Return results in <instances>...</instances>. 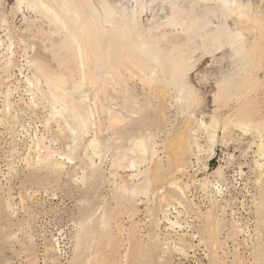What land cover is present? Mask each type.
Segmentation results:
<instances>
[{"label": "rangeland", "instance_id": "obj_1", "mask_svg": "<svg viewBox=\"0 0 264 264\" xmlns=\"http://www.w3.org/2000/svg\"><path fill=\"white\" fill-rule=\"evenodd\" d=\"M172 1L179 4L180 0ZM183 1L184 0L180 1V5L183 6L184 3L186 7L188 2L185 3V1ZM55 2L57 3L56 0H53V2L49 3L54 4ZM105 2L103 0V3H105V5L107 4L106 6L109 5L110 8L113 7L115 10L118 9L115 6L117 4L115 3L116 0H105ZM195 3L201 4V6L199 5L198 8L195 7L196 10L200 9L196 11L194 15L200 17L205 15L204 12H210V14H206L208 18H206V15L203 18L211 21V23L221 25V21H223L224 24L230 22V18L227 19L228 17L223 15V11L219 10L212 2L211 4L213 6L210 2L206 5L201 2ZM195 3L191 5H194ZM32 5V3L17 4V0H0V43L3 41V43H1L2 45L0 44V55L3 52L5 53L3 50H5L4 48L6 46L8 47L11 44H9V42H12L13 45L9 52H13L12 54L14 55H12V65H14L9 68L6 74L3 73V69H1V66H4V62L1 60L2 56L0 57V264H30L31 262L32 264H264V173L261 171L264 168L260 169L256 166V164L254 165V160L257 158L254 156V151L256 149L253 145V142L259 140L258 135L253 129L252 131L243 132L240 128H237L236 126L233 127V125L229 127L230 129H228L225 134L222 133L219 128L217 130L219 142L216 146V154L207 162L208 169L206 171L202 169V165L204 164L203 161L206 160V157L205 155L201 156L198 154L201 159L198 162L195 154L196 150L198 152L199 148H197L194 141L195 139L197 141L196 144L198 143L200 148L205 149L207 136L204 134L205 132L203 129H201L203 132L199 130L200 128L197 125H199L200 121L208 122L212 115H214L216 119H219L220 127H222L221 124H223L222 122H224L225 116L230 113H236L237 111L246 112L248 110L249 112H252V119L264 120V58L262 57L261 59V65H257L260 69H258L256 73L254 72V74L258 76L256 77L259 81H262L259 83L261 85H258L257 90L254 91L255 93L253 92L248 96L244 94L245 86L242 82L246 79V77H248L246 76L247 72H249L247 73L249 77L252 75L253 67L250 66L253 65L251 63H243V60H246L243 58L241 61L231 63V65L230 63L228 65V61L224 60L220 63L214 64V66L211 65V67L210 63L212 64V61L210 58L201 60L200 56L203 55L201 51H196L194 55L190 54L189 57L185 56L198 62L195 67L196 69H192L189 76H187V79L185 78L187 81H183L191 87L190 89L194 90L193 92L190 91V94H192V100L190 98V101H185L183 100L184 98L180 99L182 96L179 93L180 87L177 86V88L175 86L179 85L177 83H180V80L182 81V79H178V81L175 80L177 79L175 78L176 76L179 78L181 77V74L183 73L182 67L179 68L176 65V68H179L181 71H179V69H175V65L172 67L177 72H181V74H177L172 70V68H168L165 65L164 67L170 69L169 71L172 70L171 72H168V74H173L169 75L170 77L167 76L168 78L165 77V81H163L164 78L163 80H160V78H162L160 74L165 72L164 70L166 69L161 71V69L155 68L158 72L161 71L160 74H158L160 75L158 76L160 82H151L150 84V82H146V80L144 81L145 76H142V73L138 70V75L136 74L135 77L137 68L133 67L135 70L133 68L132 70L130 68L131 65H128L130 67L126 65L127 71L124 69L125 66L123 67V65H121V62L125 61L123 54H119L122 58L119 56L113 57L112 55L111 57L113 58L111 59L113 60L108 58V64H118V69L121 70V73L119 71L120 78L118 77L119 79H116V86L113 85L114 87H112L111 85L113 83L109 85L110 81L107 83L108 85L105 86L108 81L106 77L102 75L101 77H105L102 78V80L101 77H99L97 81L100 79V81L105 82L102 84V82L98 81L96 84V81H94L96 79L91 78L90 73L92 74V72L89 69L91 67L92 70L94 69L95 66L92 64H95L96 61L94 62L93 60L92 62V59L89 61V58H93L91 54H89L92 51L89 52V50L93 49L91 47H93L92 45L94 42H92L91 47H89L88 42L94 41L93 38L95 37L92 36V33L94 32V34L97 35L98 33L96 32L99 31H94L95 28L92 27L94 25L93 21V24L91 23L92 26H88L90 24H85L86 22H83L82 20L83 23H81V26H88V28L84 27L86 29H89V27L93 28V31L89 29L90 35L93 38L89 39L90 36L84 34L86 33V30H82L83 36L81 35V37L83 38H81V40L87 35L85 37L87 39L81 41L82 46L84 45L83 47L88 45L87 49L83 48L85 54H87L85 55L87 56L86 59L89 55L91 56L86 60V62L89 61L88 64L86 63V67L91 65L87 68L89 71L86 73L91 80L88 79L89 81H86L89 85H80L81 73H77L78 70H80V67L78 62H76L77 59L74 60L76 57L72 55L74 54L73 50L75 51V47H73L74 44H69L72 46L70 47L67 42L65 43L67 47L69 46V50L66 49L67 47H61L62 44H64L63 40L65 38L61 33H59V27L50 23V21H48V23L47 20L50 19L48 17L49 15L45 12L43 13V11L40 10L41 8L38 6L37 9L40 8L39 11L41 14L36 13L37 9L32 8ZM59 6L60 5L57 7ZM78 6L80 5H76V8H78ZM214 6H216L217 11L216 9H213L215 15H212V8H214ZM209 7L210 9L207 10ZM80 9L81 6L77 9V11H83L85 14H82L83 12H78L81 13L82 17L89 18L90 21L89 19L87 21L90 23L91 18L90 16H87L89 15L88 12L84 8H82L84 10ZM220 14L224 18L221 17ZM149 15L150 14L148 12L140 17L144 24L146 23V17L150 18ZM213 17L218 20H214ZM1 19L6 21V24H4ZM47 24H50V26H47ZM51 24L55 27H52ZM239 25L240 24H238V27ZM241 27L242 26L240 25L239 29ZM53 28L56 33L61 35H52V33H55ZM165 31L169 32L172 36H174L173 34L176 32L177 35L175 34V37L177 36V38L175 39L180 40L174 41V37H171L170 43L168 44V47L166 46L167 48L164 51V53L166 52L165 56L168 54L175 56L176 54L172 52H177L174 49V43L178 44H176L177 47L175 48H179L178 46H180L179 43L181 42L182 45H184V43L187 44L184 40L187 41L188 39L186 40L184 38H186V36L188 37V35L183 37L181 32V34L177 31L170 32L171 30L168 29ZM161 32L163 33V31ZM159 34L160 32L158 35ZM7 36H9V39L11 37L9 41L7 40ZM100 40L99 43L101 42ZM69 43L72 42L70 41ZM172 44L173 50L169 46ZM114 50L116 49L112 48V52ZM169 51L172 53H169ZM68 52L73 53L69 54ZM107 55H109V51L107 52ZM26 56L27 58L29 56L31 57L27 59ZM32 57H34L36 61L33 60ZM167 58L170 59V61H177L173 59L171 60L172 57L169 55ZM26 59L27 62L25 61ZM30 61L35 63L37 62L38 64L41 62L42 64L39 65L40 68L43 70V68L46 67L45 71L46 69L48 70V72L43 70L44 73L48 74L50 70V74L55 72L54 75L63 74L65 76V79L68 82L65 80L67 83H64V87L67 92L71 91V93L68 92L70 93L68 97L71 98L69 101L78 102L80 101V98L83 99L85 97L82 102L83 104H86L84 107L89 109L92 106L91 109H95L94 111L105 106L104 109L102 108L100 110L101 112L98 113V115L97 111L94 112L89 109V111L91 110L96 114H93L95 117L93 119L91 118V121H93V123L95 122V125L98 123L96 125L97 129H95L96 126H91V132L86 134L83 141H81L82 143H80L77 153H74L75 158H72L74 159L72 160L73 164L67 163L68 160H63V162L66 161L65 170L58 174L52 173L54 177L50 175L51 172H48L43 164H39L36 161L37 156L33 153L34 151H30V153L28 152L29 147L30 145H33V142H35L34 140L36 139V136H43L46 138L44 140L45 144L49 145L51 149L55 151L62 150L63 152L61 151V153H65L67 152L65 151L66 145L67 143H70V132L66 130V125H64L61 118H55V120L52 119L54 121L51 120V107L49 106L51 103V97H48L47 99L44 98L50 95H48L49 93L47 94L48 90L46 89V86L43 85L45 84L43 81L45 79L43 75V79L41 78L42 72H40V74H38L39 76H37V78L39 77L42 79H40L42 87H37L38 89L36 87L28 88L26 82H24L26 78L30 77L29 79H33L32 77H36L37 75L33 74L35 73V69L33 68L34 66L30 65ZM167 61H164L163 64H168L166 63ZM29 62L30 64H28ZM177 62V64H179V60ZM169 63L173 65L171 62ZM221 64L224 67L222 66V68L218 69L217 66H221ZM110 65H106V67ZM244 65L248 67L244 69ZM127 67L129 70L131 69L130 72L135 71V73H129ZM167 71L168 70H166V72ZM243 71L244 73H241ZM56 72H59L60 74ZM77 74L80 76L78 77ZM121 74H123V76ZM226 74L228 76L227 80L230 79V81H228L231 85H233V87L237 86L239 88L243 86V88H232L230 84L225 86L223 88L224 90H227L228 87H230L228 89L229 94L226 93V90V92L222 90L223 94L221 93V96L225 97L219 101V95L217 97L218 99H215L216 93L219 91L217 89V81L221 76ZM9 75H12V77H9ZM121 76L124 77L123 80ZM171 78H175L173 79L176 81L175 85L168 81V79L171 81ZM116 80H113L112 82H116ZM118 80L121 81L118 82ZM141 80L148 83L149 86L145 83L141 84ZM239 80L242 81L240 82ZM124 81L125 83H123ZM75 82H78V86ZM73 84L77 86V91L73 90V88H75ZM93 84H96L97 86L94 85L93 88ZM122 84H124V86ZM10 86L11 90L13 89V93L10 96V101L12 102L11 112L17 116V120L15 121L16 126L14 125L13 128H10L7 125L12 124V122L7 116L8 114L6 112V114L4 113V94L6 93V89L8 87L10 88ZM99 86H102L101 89L104 87L106 91L103 89L104 92L102 93L103 90H99ZM110 87L112 89H110ZM115 87H117V89ZM173 87H175V89ZM32 88L33 91H35V89L37 91L41 89V91H39L40 93L35 91L36 97L44 96L40 97L41 100L39 101L37 100L38 98L35 97V100L39 102L38 106L35 105L36 107H33L30 103L32 96L30 93L28 94L26 92V90L28 91L29 89L32 91ZM43 89L45 91H42ZM230 89H232V91L235 89V93L230 91ZM95 90L100 91L99 94L96 92L98 97L94 94ZM41 92H44L43 95ZM82 92H84L83 95L81 94ZM85 93H87L89 97ZM218 93L220 94V92ZM236 93L238 96L234 95ZM238 93H241L240 95L242 97H240ZM225 94L231 96L227 97ZM86 96L90 98V100ZM124 97H128L126 98V100L128 99L126 102H123L125 99ZM133 97L135 100H132L134 99ZM99 98L103 99V103L100 102V100H96ZM110 98L113 100H110ZM193 98H195V102L193 101ZM93 99L94 101L96 100V102L99 101L98 104L102 107H98V105L94 104ZM47 100L49 101L47 102ZM174 100L178 101L175 102ZM249 100H251L250 102L252 105L249 104ZM27 102L28 106L26 105ZM86 102L90 103L87 104ZM127 102H131L127 104L128 107L133 105L135 102L139 103L138 105L133 106L134 109H132L133 107L131 109L126 108V110H124L123 107L121 109L120 106H124V104L126 105ZM82 103L77 104L78 107L82 106L79 111L84 108ZM104 103L105 105L103 106L102 104ZM29 104H31L32 107H30ZM92 104L95 105L94 108ZM127 105L125 107H127ZM246 106L249 107L246 108ZM78 107L76 106V109ZM241 107L242 109H239ZM108 109L115 110V112L118 110L123 113L122 116H124L121 118L123 119V122L122 120H119L116 122L110 121L112 123H109V121H107L110 118ZM104 110H107L108 112ZM106 112L108 114H106ZM46 119H49L50 122L46 121ZM59 120L61 122H59ZM96 120L98 121L96 122ZM113 123L116 124L113 125ZM12 129H14V131ZM191 129H194V132H196L195 129L199 131L194 133ZM94 130H97V132L100 130V132H98V138L103 142V150L101 149V155L103 154V156L93 157V161L98 164L97 166H100L99 168L97 167L99 170L97 169L96 172L92 173V171L87 168L85 173L86 176L84 178L82 171L80 170L84 168L82 165H85L86 167L90 162L85 159L79 160V157L81 158L84 156L83 150L85 147L83 145H87L86 142L91 139ZM146 130L153 134V142H155L157 152L156 155L158 157L151 161V164L147 162L140 168V171H144V169L149 167L146 176H149L150 182L152 181V185L150 184L151 188H149L150 195L141 196L142 194H140L136 195V198L135 196L131 197V199L129 195H126L122 190L115 187V182L125 180L127 183L128 181L146 183V176L139 172L138 176L131 178L129 175H132L133 173L136 174L138 171L129 172L124 167H120V170L116 168L114 169L111 168V164L117 150L122 151L130 147V144L127 143V138L145 135ZM15 132L16 135H14ZM114 141L116 143L119 141V143L114 144ZM189 143L191 144V149L188 150ZM89 151L90 150L87 151L88 154L91 152ZM26 155H30L31 157L30 161L33 163L30 162V165L24 160V158L27 157ZM80 161L83 162V164L81 163L82 165L80 164ZM261 162H264V160H261ZM78 164L80 170L77 167ZM178 165H183L187 171L174 174V170ZM159 167L161 168L159 169ZM217 167L221 169V176L214 173V170ZM257 168H259L261 172ZM114 172H117L116 177L112 174ZM80 176H82L84 181ZM143 178L144 180H142ZM169 181H178L177 183H179L182 187H184L186 183L189 185L187 192L185 191L187 199H182L185 206V212L182 210V207H179L180 209H178V206L175 204H170L168 208V210L171 208L169 210L171 217L168 216L171 220H174L172 216L178 215L175 212H180L181 210L180 213L182 216L180 215L177 217L180 219H178L179 224L181 223L180 225L184 228L180 227L178 229L176 226L172 227L164 220V213L166 212L164 210L166 209L164 208L165 204L161 200L162 195H174V198L179 197L172 188L167 186ZM206 181H209L212 184V186L210 185L211 187H209L211 189H209L210 191L208 190V193L202 188V184ZM145 183H142L140 187L144 188L143 186H146ZM158 189H160V192L156 193V195H152V193L156 192ZM214 190L219 192L217 193ZM205 194L208 195L205 196ZM4 201H9L11 203V207L13 208L11 209L12 211L9 207H6V202ZM174 206H177L176 210L174 209ZM195 207H198L200 211L198 208L197 211ZM260 208H262V212L260 211ZM259 211L261 212L260 215ZM186 213L188 215H186ZM103 214L106 216L105 221L102 220ZM208 215H210L211 218L220 219L219 222L210 221L209 224L207 222ZM159 220L160 223H157ZM83 221V224H85L84 226L82 224L83 227L87 224V226L90 227V236L92 239L88 237L81 240L82 244L80 247L82 248L79 249L81 251V254L79 253V255L76 246L77 244L75 245V243H78L76 236H78L77 233L79 232V227H81L80 222ZM154 224L159 226L155 228V226H153ZM116 226H118V229ZM170 228H173V230ZM116 230L118 232L120 231L119 234ZM25 234L26 236H29L26 237L24 236ZM151 237H153V241L150 239ZM30 240H32V242ZM174 246H177L180 249ZM75 247L77 249L76 254L79 256H75ZM46 249H48V251ZM166 249L168 250L166 251ZM128 250H130V254L126 262H124L123 257ZM51 258L53 260H51Z\"/></svg>", "mask_w": 264, "mask_h": 264}, {"label": "bare ground", "instance_id": "obj_2", "mask_svg": "<svg viewBox=\"0 0 264 264\" xmlns=\"http://www.w3.org/2000/svg\"><path fill=\"white\" fill-rule=\"evenodd\" d=\"M17 0V4H23V3H32V8H35L37 9V6L40 7L39 9L43 11V13L45 12L47 15H49L48 17L50 18L48 21H50V23H53L55 25H57V27H59L58 31H60L59 33H61L63 35V37L65 38L63 40L64 44H62L61 47H64L66 48L67 45L65 44L66 42L69 44H74L73 47H75V51L73 50L74 54H72L74 57V60H76V62H78L79 64V67H80V70H78L77 73H81V84L80 85H89L88 83H86V81H89L91 79H89V77L87 76V72L90 71L92 72V74L90 73V76L92 79H96L94 81H96V84L99 82H102L100 81V79L97 81V79L99 77H101L102 75H104L106 77V85H108L107 83L110 81L109 85L111 83H113L111 86L114 87L116 86L117 84V78L119 77L120 78V73H121V70H119L118 68V64H115L117 66H115L114 64H108L109 63V59L108 58H113L114 56H119L120 58H122L121 55L119 54H123L124 55V62H121L124 67V69L126 70V65H131L128 66L130 67L131 69L133 67L137 68L136 69V72L133 71V72H130L129 68L127 67L129 73L133 74L135 73V77H136V74L138 75V71L142 73V76L144 75L145 79L144 81L146 80V82H158L159 81V78L158 76H162V78H160V80H164L165 81V77L169 76V75H173V74H168V72H171L172 70L175 71L177 74H181V72H177L176 70H174L172 67L175 65V69H179L180 67L183 68V73L181 74V77L179 78L178 76H176L175 78H171V81L168 79V81L170 83H173L175 85L176 81H178V79H182V81L180 80L179 82L182 83L184 80L187 81V76H189V74L191 73L192 69L194 70V68L196 67L197 65V61L196 60H193L192 58H187L185 56H190V54H193L196 52V51H201L203 53L201 57V60L202 59H205V58H210L211 61H212V64L210 63V66L214 64H217V63H220L224 60H227V63L229 65H231V63H236L238 61H241L243 60V58H245L246 60H243V63L247 62V63H251L253 66H250V67H253L252 68V75L249 77V75H247V73L249 72H245L246 73V79H244L243 82H247V83H243L245 88H244V94L245 95H250L251 93H253L255 90H257V87L258 85H261L259 84L260 81L259 79L257 78L258 76L256 74H254V72L256 73L258 71V69H260L259 67H257V65H261V59L262 57L264 58V0H184L185 3L188 2L186 4V7L183 3V6H181L180 4V1H179V4H176L175 2H173L172 0H116L115 3H117L115 6L116 8L118 9H114L113 7L110 8V6H106L105 5V0L103 3V0H56L57 3L55 2L54 4L55 5H60L59 7L55 6L53 3H49V2H53V0ZM55 1V0H54ZM62 1V2H61ZM108 1V0H107ZM109 1H112V0H109ZM177 1V0H176ZM183 1V2H184ZM61 2V3H59ZM77 2V3H76ZM195 2H201L202 4H208V2H211L213 3V5H216L217 8L219 10H222L221 12L223 13V15L225 17H228L227 19L230 18V22L229 23H223L224 25H215L216 23H211V21H208L206 18L208 14H210V12H204V14L206 15V18H203L204 16H196L194 15L196 11L195 7H199V5L201 6V4H198V3H195ZM111 3V2H110ZM175 3V4H174ZM195 3L194 5H191ZM75 4V5H74ZM76 5H80L81 6V9L80 10H86L88 12L89 15L87 16H90L91 18V22L89 23L90 19L89 18H86V17H82L81 13L79 12H83V11H77V9L80 7L78 6V8H76ZM111 5V4H110ZM212 5V4H211ZM212 5V6H213ZM74 6V7H72ZM194 6V7H193ZM204 6V5H203ZM209 6V5H208ZM211 6V7H212ZM216 6H214V8H212V11L213 9H216L217 11V8ZM84 8V9H82ZM203 8V7H202ZM207 8V7H205ZM39 9H37V11H39ZM210 7L207 9L209 10ZM202 10V9H201ZM206 10V9H205ZM206 10V11H207ZM36 13H39L41 14V12H37ZM203 11V10H202ZM86 12V14H87ZM149 12V16L150 18L146 17V23L144 24L140 19V17L145 14V13H148ZM215 12L213 11L212 12V15L214 14ZM216 13H219V12H216ZM82 14H85L84 12ZM215 15V14H214ZM217 15V14H216ZM221 15V14H220ZM219 15V16H220ZM221 17H223L221 15ZM47 18V17H46ZM211 18V17H210ZM219 18V17H218ZM224 18V17H223ZM222 18V19H223ZM86 21H85V20ZM89 19V21H87ZM214 20H218V19H215V17H213ZM220 19V18H219ZM2 20V19H1ZM86 22L85 24H90L88 26H92L91 23L93 24L94 22V25L92 26L94 29V31H99V32H96L98 33L97 35L94 34V32L92 33V36L95 37L93 38L91 35H90V31L89 29H93L91 27H89V29H86L84 27H87L88 26H84L83 25L81 26V23L82 22ZM212 20V19H211ZM4 22V24H6V21L2 20ZM1 21V22H2ZM93 21V22H92ZM213 21V20H212ZM228 21V20H227ZM88 22V23H87ZM220 22V21H219ZM49 23V22H48ZM219 24V23H217ZM238 24H240L242 27L239 29L238 27ZM52 25V24H51ZM47 26H50V24H47ZM54 25H52L53 27ZM76 26V28H75ZM79 26V28H78ZM55 27V26H54ZM83 29H82V28ZM100 27V28H99ZM50 28V27H49ZM81 28V29H80ZM7 29V28H6ZM51 29V28H50ZM49 29V30H50ZM57 29V28H56ZM97 29V30H96ZM171 30L170 32L172 31H177L179 32V34L182 33V36L184 37L185 35H188V37L186 36V38L184 39H188L187 41L184 40V42H187L184 43V45H182V42L179 43L180 46H178L179 48H175L177 47L176 44L177 43H174V49L178 52H174L172 51L174 54H176L175 56L174 55H170L168 54L169 56H171V60H179V64H177L178 62L177 61H170V59L167 58V56H165L166 52L164 53L165 49L168 47V44L170 43V38L171 37H174L177 38V36L175 37V34L177 35V33L175 32L172 36L169 32H166L165 30ZM40 30V29H39ZM42 30V29H41ZM54 30V28H53ZM82 30H86V33L84 34H87L88 36H90L89 39L93 38L94 41H90L88 42L89 44V47H91V44L92 42L93 43V48L92 50H89V54H91V56L93 58H89L91 57L89 55V61L92 59V62L94 60V62L96 61L95 64H92L94 65V69L92 70V67L89 68L87 70L88 67L90 66H87L86 67V63L88 64L89 61L86 62V57L85 55V52H84V49H87V46L83 47L82 46V40H85L87 38L84 37V39L81 40V35L83 34V31ZM57 31V32H58ZM93 31V30H92ZM101 31V32H100ZM163 31V33L161 32ZM165 31V32H164ZM54 32L56 33V31L54 30ZM160 32V34L158 35V33ZM181 32V33H180ZM52 33V35H57L58 33ZM162 33V34H161ZM187 33V34H186ZM51 34V32H50ZM61 34H58L61 35ZM184 34V35H183ZM96 35V36H95ZM171 35V36H170ZM83 36V35H82ZM99 36V37H98ZM170 36V37H169ZM7 40L9 41L11 39H9V36H7ZM96 38H100V39H96ZM61 39V38H60ZM172 39V40H174ZM99 40L101 41L99 43ZM171 40V41H172ZM176 40H179V39H175L174 41ZM72 42V43H69V42ZM88 41V40H87ZM86 41V42H87ZM180 41V40H179ZM22 42V40H21ZM178 42V41H177ZM3 43V41L1 42ZM0 43V44H1ZM11 43V44H10ZM10 44V45H9ZM9 46L5 47L3 51H5V53L2 55H0V57L2 56V62H4V66H1V69H3V73H7L9 68L12 65V53H10L9 51L11 50V47L13 46L12 45V42H9ZM2 45V44H1ZM53 45V44H52ZM66 45V46H64ZM71 45H69L70 47H72ZM178 45V44H177ZM69 46L66 48L67 50H69ZM167 46V47H166ZM172 50H173V44L172 45H169ZM84 48V49H83ZM112 48H115L116 50H114L112 52ZM34 49V48H33ZM90 49V48H89ZM66 50V51H67ZM13 51V50H12ZM25 51V50H24ZM86 51V50H85ZM109 51V55H107V52ZM171 51V49H170ZM169 53H172L170 52ZM73 52H68L69 54L73 53ZM168 52V51H167ZM10 53V54H9ZM188 54V55H187ZM111 55L113 57H111ZM14 56V55H13ZM71 56V55H70ZM71 56V57H73ZM105 56V58H104ZM110 56V57H108ZM31 56H29L28 58H30ZM118 57V58H119ZM175 57V58H174ZM192 57V55H191ZM27 58V56H26ZM27 58V59H28ZM33 60L36 61V59L34 57H32ZM55 58V57H54ZM103 58V59H101ZM117 58V59H118ZM166 58V59H165ZM27 59L25 60L27 62ZM70 59H73V58H70ZM195 59V58H194ZM199 59V58H198ZM197 59V60H198ZM113 60V59H111ZM122 60V59H121ZM168 60V61H167ZM102 61V62H100ZM164 61H167L166 63L168 64H163ZM200 61V60H199ZM14 62V60H13ZM31 62V61H30ZM30 62L28 64H30ZM102 64H100V63ZM113 62V61H112ZM111 62V63H112ZM169 62H171L173 65H171ZM91 63V62H90ZM123 63H126V64H123ZM38 63L36 62H31L30 65L34 66L33 68L35 69V73H33L35 76H33L32 78L33 79H29V78H26V80H24V82H26L28 88H37L42 85L41 84V80L43 79L42 78V75L44 77L45 80L43 84L44 86H46V89L48 90L47 94L50 95V96H47V97H44V96H40V97H44V98H50L51 99V103H50V107H51V120L55 118L59 119L61 118L62 122H64V125H66L65 128L67 131L70 132V143H67L66 145V149L65 153H61L60 150L58 151H55L53 149H51V147L49 145H46L45 144V137H38L36 136V139L34 140L35 142H33L32 146L30 145L29 147V153L30 151H34L33 153L36 154V161L40 164H43V166L47 169L48 172H51L50 175H52V173H60V172H63L65 170V166H66V161L68 160L67 163H72L73 164V161L74 159L72 158H75L74 156V153H77V150L79 149V146H80V143H82L81 141H83L84 137L86 136V134L88 132H91L90 130L92 129V127H95L98 123H96L95 125V122L93 123V121H91V118L93 119L95 117V113H93L92 111H94L92 108V106L90 107L89 105H87L88 107H90L89 109H91L89 111V109L87 107H84L86 104H83V99L80 98V101L78 102H73V101H69L71 98L68 97V95H70L71 91H68L70 93L67 92V90L65 89L64 87V83H67L68 81L65 79V76L63 74L61 75H57L53 72V74L51 73L50 74V70H49V73H44L45 71V68H40L39 65H41L42 63L39 62V64L37 65ZM77 64V63H76ZM224 64V63H223ZM240 64V62H239ZM29 65V66H30ZM60 65V64H58ZM106 65H110L108 67H106ZM166 65V67L168 68H172L171 71H169L170 69H167L165 68L164 66ZM169 65V66H167ZM171 65V66H170ZM176 65L177 67L179 68H176ZM225 65V64H224ZM235 65V64H234ZM237 65V64H236ZM241 65V64H240ZM243 65V64H242ZM246 65V64H245ZM244 65V69H246V67L248 66H245ZM247 65H250V64H247ZM45 66V65H44ZM209 66V67H210ZM216 66V65H215ZM220 66V65H219ZM218 67L219 68H222V64L221 66ZM227 66V65H226ZM3 67V68H2ZM43 67V66H42ZM185 67V68H184ZM208 67V68H209ZM212 67V66H211ZM224 67V66H223ZM32 68V69H33ZM135 68H133L135 70ZM155 68H158V69H161V71H163L164 69L168 70L166 72V70H164L165 72H162V74H160V72H158ZM163 68V69H162ZM241 68V67H239ZM21 69V68H20ZM78 69V68H77ZM121 69V68H120ZM132 69V70H133ZM196 69V68H195ZM242 69V68H241ZM138 70V71H137ZM225 70V69H224ZM236 70V69H235ZM239 70V69H238ZM251 70V69H250ZM81 71V72H79ZM120 71V73H119ZM127 71V70H126ZM179 71H181L179 69ZM41 73V78H37V76H39L38 74ZM45 72H48V70L46 69ZM72 72V71H70ZM173 72V73H175ZM239 72V71H238ZM58 74H60L59 72H56ZM168 75H167V74ZM235 73V72H234ZM241 73H244L241 72ZM21 74V73H20ZM71 74V73H69ZM160 74V75H158ZM176 74V75H177ZM233 74V73H232ZM263 74V73H262ZM72 75V74H71ZM123 76V74H121ZM166 75V76H164ZM241 75V74H240ZM78 76V74H77ZM78 76V77H79ZM121 76V77H122ZM175 76V75H174ZM232 76V75H231ZM239 76V75H238ZM245 76V75H244ZM257 76V77H256ZM9 77H12V75ZM105 77H101V80L102 78H105ZM170 77V76H169ZM230 77V75H229ZM242 77V76H241ZM118 78V79H119ZM124 77H122V80H123ZM168 78V77H167ZM186 78V79H185ZM228 76L227 74L224 75V76H221L220 79H218L217 81V85H218V92H220V94L217 92L216 93V98L215 99H219V101L225 97V96H221V93L223 94V91L224 90L223 88L225 86H228L230 83V79H228ZM249 78V79H247ZM41 79V80H40ZM89 79V80H88ZM139 79V77H138ZM175 79V80H173ZM243 79V77H242ZM9 80V79H7ZM6 80V81H7ZM67 82H66V81ZM78 80V79H77ZM105 80V79H103ZM113 80H116V82H112ZM173 80V82H172ZM247 80V81H246ZM5 81V82H6ZM74 81V79H73ZM80 81V80H79ZM121 80H118V82H120ZM142 83L141 84H148L146 82H143V80H141ZM175 81V82H174ZM184 81V82H185ZM240 82L242 80H239ZM92 82V81H91ZM105 82V81H104ZM102 82V84L104 83ZM160 82V81H159ZM177 83L179 85H175L176 87H180V94L182 95L180 97V99L184 98L183 100L185 101H190V98L192 100V94H190V91H194L193 89H190L191 87L187 84V83ZM216 82V81H215ZM219 82V83H218ZM262 82V81H261ZM76 85L78 82H75ZM90 83V82H89ZM125 83V81L123 82ZM96 84H93V88H94V85L97 86ZM120 84V83H119ZM118 84V85H119ZM237 84V83H236ZM240 84V83H239ZM36 85V86H35ZM79 85V87H80ZM114 85V86H113ZM124 86V84H122ZM126 85V84H125ZM231 85V84H230ZM73 86L76 88H73V90H76L77 91V86H75L73 84ZM91 86V85H90ZM89 86V88H90ZM149 86V84H148ZM173 86V85H172ZM235 86V85H234ZM42 87V86H41ZM100 87V86H99ZM102 87V86H101ZM101 87L99 88V90H103L104 87L101 89ZM119 87V86H118ZM127 87V86H126ZM177 87V88H178ZM232 88H238L237 86L233 87V85H231ZM16 88V87H15ZM26 88V87H25ZM27 88V89H28ZM33 88H32V91L31 89H29L28 91L26 90V92L32 96L31 97V100H30V103L33 105V107L35 105L38 106V103L35 99L38 98L37 100H41L40 97H36L35 94L37 91L35 89V91H33ZM92 88V87H91ZM107 88V87H105ZM117 89V87H115ZM128 88V87H127ZM175 89V87H173ZM220 88V89H219ZM230 87H228L229 89ZM243 88V86L239 87L238 89H241ZM262 88V87H261ZM17 89V88H16ZM38 89V88H37ZM65 89V90H64ZM109 89V87H108ZM107 89V90H108ZM110 89H112L110 87ZM190 89V90H189ZM228 89L224 92H226L227 94H229V91ZM72 90V89H71ZM105 90V89H104ZM104 90L102 91V93L104 92ZM115 90V89H114ZM128 90V89H127ZM39 91H41V89H39ZM37 91V92H39ZM42 91H45L44 89ZM79 91V90H78ZM81 91V90H80ZM106 91V90H105ZM112 91V90H111ZM117 91V90H116ZM122 91H125V90H122ZM230 91H232V89H230ZM6 93L4 94V106H5V111L4 113L6 112L8 115V117L11 119L10 121L12 122V124H7L10 128H13V126L15 124V121L17 120V116L16 114H12V102L10 101V96L11 94L13 93V89L11 90V86L10 88L8 87L5 91ZM74 92V91H73ZM86 92V91H85ZM96 92H99L98 90H95L94 94L95 96L97 95ZM118 92H119V89H118ZM125 92H128V91H125ZM235 93V89H233V91ZM40 93V92H39ZM42 95L44 92H41ZM77 93V92H76ZM80 93V92H79ZM84 92H82L81 94L83 95ZM88 93V92H87ZM87 93H85L87 95ZM106 93V92H105ZM104 93V94H105ZM124 93V92H122ZM121 93V94H122ZM255 93V92H254ZM257 93V91H256ZM259 93V92H258ZM79 94V95H81ZM93 94V96H94ZM177 94V92H176ZM230 94H233V93H230ZM239 94V93H238ZM241 94V93H240ZM239 94V95H240ZM243 94V95H244ZM39 95V94H38ZM46 95V93H45ZM124 95V94H122ZM195 95V94H194ZM193 95V96H194ZM219 95V97H218ZM226 95V94H225ZM235 96L237 95L234 94ZM85 96V95H84ZM88 96V95H87ZM86 96V97H87ZM179 96V95H178ZM227 97L231 96V95H226ZM238 96V95H237ZM255 96V95H254ZM36 97V98H35ZM81 97V96H80ZM89 97V96H88ZM87 97V98H88ZM98 97V95L96 96ZM94 97V98H96ZM130 97V96H129ZM136 97V96H135ZM195 97V96H194ZM218 97V98H217ZM240 97H242L240 95ZM42 98V99H44ZM69 98V99H68ZM109 98V97H107ZM125 98V97H124ZM128 98V97H126ZM126 98L124 99L123 102H126ZM131 98V97H130ZM134 98V97H133ZM196 98V97H195ZM195 98H193L194 102H195ZM237 99H239L238 97H236ZM90 100V98H88ZM112 98H110L111 100ZM79 100V99H78ZM87 100V99H86ZM85 100V101H86ZM88 100V101H89ZM92 100V98H91ZM96 100H100V102L103 103V99H96ZM96 100L94 101V104L98 105V107H100L101 105L98 104V102H96ZM113 100V99H112ZM132 100H135L132 99ZM131 100V101H132ZM137 100V99H136ZM21 101V100H19ZM49 100H47L48 102ZM76 101V99H75ZM105 101V100H104ZM175 102L178 101V100H174ZM247 101V100H246ZM251 100H249V104H251L250 102ZM29 102V101H28ZM28 102H27V106H28ZM91 102V101H90ZM90 102H86L87 104L90 103ZM218 102V101H217ZM254 102V100H253ZM37 103V104H36ZM76 103V104H75ZM80 104L82 103L83 105V109L80 110L81 107H78L77 104ZM128 103H131V102H127L126 105ZM134 103V102H133ZM137 103V104H135ZM133 105H131L130 107H125L126 105L124 104V106H120L121 109L123 107L124 110H126V108H129L131 109L133 106H136L138 105L139 102H135ZM258 103V102H257ZM30 105V107H32ZM247 104V103H246ZM24 105V103H23ZM78 107L76 109V106ZM93 105V104H92ZM103 106L105 105L102 104ZM111 105V104H110ZM130 105V104H129ZM245 105V104H244ZM248 105V104H247ZM252 105V104H251ZM254 105V104H253ZM95 105H93V108H94ZM112 106V105H111ZM110 106V107H111ZM189 106V105H188ZM255 106V105H254ZM259 106V105H258ZM263 106V105H262ZM36 107V106H35ZM102 107V106H101ZM105 107V106H104ZM104 107H102L104 109ZM110 107H106V108H110ZM114 107V106H113ZM125 107V108H124ZM249 106H246V108H248ZM29 108V107H28ZM101 108V109H102ZM118 108V107H117ZM96 109H97V106H96ZM100 108L97 109V115L98 113H100L101 110ZM115 109V108H114ZM128 109V110H129ZM134 109V107L132 108ZM239 109H242L239 108ZM109 110V109H108ZM94 111V112H96ZM99 111V112H98ZM103 111V110H102ZM104 111H107V110H104ZM122 111V110H121ZM240 111V110H239ZM108 112V111H107ZM106 112V114H108ZM124 112V111H123ZM5 113V114H6ZM104 113V112H103ZM109 113H110V118L109 120V123H112V122H116V121H119V120H122L123 122V116L121 112H119L118 110H109ZM252 112H249L248 110L246 112H243V111H240V112H236V113H230L228 114L227 116H225L224 118V122H222L223 124L222 127L219 126V119H216V117L214 115H212L210 117V120L208 122H199V130L202 131L201 129H203V131L205 132L204 134L207 136V140H206V147L205 149L203 148H200L198 145V143L196 144V140L194 139L195 141V145H197V148L198 149V152L196 150V154H195V157L196 159L198 160V162L201 160L199 155H205L206 157V162H204V164L202 165V169L204 171H206L208 169V165H207V162L209 160H211L215 154H216V146H217V143L219 142L218 141V135H217V130L220 128L222 133L225 134V132L230 129L229 127L231 125L236 126L237 128H240V130H242L243 132H247V131H252V129L256 132V134L258 135L259 137V140L258 141H255L253 142V145H254V148L256 149L254 151L255 153V157L257 159L254 160V165L256 164L257 167H259L260 169L264 168V162H261V160H264V151H263V147H264V120H255V119H252L253 116H251ZM255 113V112H253ZM4 114V115H5ZM95 114V115H93ZM18 115V114H17ZM92 117H91V116ZM256 115V114H255ZM108 116V115H107ZM125 118V117H124ZM19 119V118H18ZM4 120V119H3ZM52 120V121H54ZM46 121L50 122L49 119H46ZM57 121V120H56ZM98 120H96L97 122ZM101 121V120H100ZM112 121V122H110ZM7 122V121H6ZM46 122V123H48ZM59 122H61L59 120ZM58 122V123H59ZM5 123V122H4ZM108 123V124H109ZM120 123V122H119ZM117 123V124H119ZM116 124V123H113V125ZM58 125V124H57ZM56 125V126H57ZM61 125V124H60ZM93 125V126H92ZM112 125V126H113ZM4 126V125H3ZM92 126V127H91ZM99 126V125H98ZM111 126V125H109ZM48 127V126H47ZM60 127V126H59ZM90 127V128H89ZM100 128V127H99ZM98 128V129H99ZM109 128V127H108ZM251 128V129H250ZM45 129V128H44ZM61 129V128H60ZM59 129V130H60ZM97 129V126L96 128ZM11 130V129H10ZM14 131V129H12ZM89 130V131H88ZM101 130V129H100ZM100 130L98 132H100ZM192 132H194L193 130L194 129H191ZM199 130H196L195 131H199ZM16 131V130H15ZM202 131V132H203ZM60 132V131H59ZM97 130L93 131V135L91 136V139H89V141H87V145H83L85 148H84V153L81 158L79 157V160L81 159H85L87 161H89L90 163L85 167V165H82L83 162L80 161V164L82 166H84V168L82 170H80L79 168V164H78V168L80 171H82V175L83 177L85 178V173H86V169L89 168L90 171L93 172H96L97 169L100 167V166H97L98 164H96V162L93 161V157L94 156H98V157H101L103 156V154L101 155V149H102V141L99 140L98 138V133ZM194 132V133H196ZM254 132V134H255ZM13 133V132H12ZM35 134V133H34ZM62 134V133H61ZM117 134V133H116ZM16 135V132L15 134ZM60 135V134H59ZM256 135V136H257ZM13 137V136H12ZM117 137V136H116ZM35 138V137H34ZM110 139V138H109ZM193 139V138H192ZM53 140V139H51ZM128 142L130 144V147L129 148H126L122 151H116V154L114 156V159L112 161V164H111V168H116L118 170H120L119 168H125L127 171H138V173L136 174H132V175H129L131 178H134L135 176H138L139 175V172L142 174H144V176H146L147 172H148V168L144 169V171H140V168L142 165H145L147 162H149L150 164L152 163L151 161L155 160L156 157H157V152H156V148H155V142L154 141V138H153V134L151 132H148L147 130L145 131V135H140V136H137V137H134V138H127ZM54 141V140H53ZM223 141V140H222ZM112 143V142H111ZM117 143H119V141H117ZM115 141H114V144H117ZM128 144V145H129ZM157 144V143H156ZM189 147H188V150L191 149V144L189 143L188 144ZM194 145V146H195ZM252 145V146H253ZM104 146V145H103ZM106 147V146H105ZM202 147V146H201ZM204 147V146H203ZM193 148V147H192ZM111 149V148H110ZM90 150V154L87 153V151ZM103 150V149H102ZM15 152V151H14ZM63 152V151H62ZM28 153V154H29ZM187 153V152H186ZM199 154V155H198ZM73 155V157H72ZM184 155V154H183ZM27 156V155H26ZM78 156V155H77ZM81 156V155H80ZM186 157V156H185ZM204 157V156H203ZM30 155H28L26 158H24V160L26 161L27 164L30 165ZM77 158V157H76ZM97 158V157H96ZM158 158V157H157ZM103 159V158H102ZM63 160H66L65 162H63ZM24 161V162H25ZM102 161V160H101ZM191 162V161H190ZM33 163V162H31ZM37 163V164H38ZM87 163V162H86ZM102 163V162H101ZM148 163V164H149ZM36 164V165H37ZM188 165V164H187ZM35 166V164H34ZM255 166V167H256ZM32 167V166H31ZM42 167V166H41ZM98 167V168H97ZM161 167H159L160 169ZM259 168H257L259 170ZM113 169V170H114ZM99 170V169H98ZM221 169H219L218 167L214 170V173H216L217 175L221 176ZM46 171V173H47ZM117 171V170H116ZM184 171H187L186 168L183 167V165H178L176 166L175 170H174V174L178 173V172H184ZM260 171V170H259ZM263 173H264V169L261 170ZM260 171V172H261ZM187 173V172H186ZM262 173V174H263ZM56 174V175H57ZM69 174V173H68ZM114 177H116L117 175V172H114L112 173ZM55 175V176H56ZM173 175V174H171ZM47 176V175H46ZM50 177V176H48ZM54 177V176H53ZM81 179H82V176H80ZM77 178V177H76ZM75 178V179H76ZM78 179V178H77ZM80 179V180H81ZM169 179V178H168ZM84 181V179H82ZM81 180V181H82ZM144 180V178L142 179ZM82 181V182H83ZM145 182H142L143 184L145 183L146 186H143L144 188H141L140 185H142V183H135V182H129L128 183L124 180V181H120V182H115V187L119 190H122L123 193H125L126 195H129V197H134L136 198V195H140L142 194L141 196H148L150 195V189L151 188L150 186L152 185V181L150 182V178L149 176L145 177ZM141 182V181H140ZM178 181H169L168 182V185L170 188H172L174 190V192L177 193V195L179 196L178 198H174L172 195H162V202L165 204L164 208L166 210L165 213H164V217H165V221L167 222V224L172 227L176 226L178 227V229L180 227H182L179 222H178V217L181 215V210L180 212H175L177 213L178 215L176 216H172V218H174V220H171L168 216H170V213H169V206L170 204L172 205H177L178 206V209H180L182 207V210H184V204H183V201L182 199H187L186 198V192H187V189L189 187V185L186 183L184 187H182L181 185H179V183H177ZM212 182V181H211ZM151 184V185H150ZM216 184V183H214ZM213 184V186H214ZM212 184L209 182V181H206L202 184V188L204 191H207L208 193V190L211 189L209 187H211ZM218 186H220L219 184H217ZM214 188V187H213ZM216 189V187H215ZM213 190V189H212ZM218 190V189H217ZM217 190L215 192H217ZM220 190V189H219ZM186 191V192H185ZM202 191V190H201ZM210 191V190H209ZM160 192V189H158L156 192L152 193V195H156V193H159ZM219 192V191H218ZM217 192V193H218ZM204 193V192H203ZM206 193V192H205ZM211 193V192H210ZM213 193V192H212ZM221 194V193H219ZM208 194H205V196H207ZM210 196V195H209ZM154 197V196H153ZM147 198V197H146ZM12 199V198H11ZM132 199V198H131ZM156 199V198H155ZM210 199V197H209ZM20 201V200H19ZM211 201V200H210ZM216 201V200H215ZM6 202V201H4ZM21 202V201H20ZM187 203V201H186ZM157 204V203H156ZM189 204V203H188ZM194 205V204H193ZM177 206H174L173 208L176 210V207ZM6 207H9V209H13L11 207V203L9 201L6 202ZM180 207V208H179ZM163 208V207H162ZM198 207H195V209H197ZM6 209V208H5ZM186 209V208H185ZM188 209V208H187ZM199 209V208H198ZM197 209V211H198ZM261 212H262V208H260ZM7 210V209H6ZM163 210V209H162ZM12 211V210H11ZM160 211V210H159ZM188 211V210H187ZM200 211V209H199ZM259 211V215H260V212ZM264 211V210H263ZM9 212V211H8ZM163 212V211H162ZM171 212V211H170ZM174 212V211H173ZM185 212V210H184ZM192 212V211H191ZM208 212H209V209H208ZM172 213V212H171ZM183 213V212H182ZM199 213V212H198ZM202 213V212H200ZM174 214V213H173ZM210 214V213H209ZM217 214V213H216ZM186 215H188L186 213ZM202 215V214H201ZM211 215V214H210ZM210 215L207 216V222L209 223L210 221H216V222H219L220 219H213L210 217ZM262 215V214H261ZM103 217V221H105V214L102 215ZM178 216V217H177ZM182 216V215H181ZM191 216V215H190ZM263 216V215H262ZM171 217V216H170ZM163 218V217H162ZM218 218V217H217ZM157 219V218H156ZM180 220V219H179ZM151 221V220H150ZM259 221V220H258ZM156 222V221H155ZM183 222V221H182ZM221 222V221H220ZM81 223V227H79V232L77 233L78 236H76L77 238V241L78 243H75V245L77 246V249H78V254L80 253L81 254V251L79 250L81 246V240L82 239H85V238H91L90 234V227L87 228L86 226L83 227L85 224L84 221L83 222H80ZM105 223V222H104ZM157 223H160V220L157 222ZM185 223V222H184ZM79 224V223H78ZM83 224V226H82ZM156 224V223H155ZM153 225L156 227V225ZM187 224V223H186ZM185 224V225H186ZM210 224V223H209ZM118 225V224H117ZM183 225V224H182ZM237 225V224H236ZM234 226V225H233ZM26 227V226H24ZM117 229H118V226H116ZM168 227V226H167ZM191 227V226H190ZM215 227V226H214ZM237 227V226H236ZM169 228V227H168ZM166 228V229H168ZM184 228V227H182ZM20 229V228H19ZM99 229V227H98ZM171 230H173V228H170ZM208 229V228H207ZM206 229V230H207ZM212 229V228H211ZM236 229V228H235ZM97 230V229H96ZM185 230V229H184ZM98 231V230H97ZM101 231V230H100ZM99 231V232H100ZM117 231V230H116ZM211 231V230H209ZM235 231V230H233ZM243 231V230H242ZM256 231V230H255ZM118 232V231H117ZM120 232V231H119ZM118 232V234H119ZM239 232V231H238ZM76 234V235H77ZM209 234V233H208ZM241 234V233H240ZM248 234V233H247ZM159 235V234H157ZM252 235V234H251ZM26 236V234L24 235ZM29 236V235H27ZM26 236V237H27ZM153 236V235H152ZM31 237V236H30ZM29 237V238H30ZM247 237V236H246ZM28 238V239H29ZM153 237H151L150 239L152 240ZM157 238V237H156ZM180 238V237H179ZM31 239V238H30ZM169 239V238H168ZM228 239V238H227ZM252 239V238H251ZM250 239V240H251ZM158 240H159V237H158ZM244 240V239H243ZM32 242V240H30ZM28 241V242H30ZM76 241V242H77ZM93 241V240H92ZM126 241V240H125ZM153 241V240H152ZM182 241V240H181ZM202 241V240H200ZM91 242V241H90ZM90 242H87V243H90ZM160 242V241H159ZM164 242V241H163ZM161 242V243H163ZM180 242V241H179ZM178 242V243H179ZM57 243V242H56ZM55 243V244H56ZM165 243V242H164ZM169 243V241H168ZM157 244V243H156ZM167 244V243H166ZM85 245V244H84ZM88 245V244H87ZM158 245V244H157ZM156 245V246H157ZM161 245V244H160ZM165 245V244H164ZM170 245V244H169ZM179 245V244H178ZM223 245V244H222ZM150 246V245H149ZM166 246V245H165ZM181 246V245H180ZM84 247V246H83ZM153 247V246H152ZM159 247V246H157ZM169 247V246H168ZM174 247H177V246H174ZM227 247V246H226ZM224 247V248H226ZM88 248V247H87ZM163 248V247H162ZM179 248V247H177ZM189 248V247H188ZM76 249V247H75ZM77 249H76V252H75V256H79L77 255ZM145 249V248H143ZM154 249V248H153ZM165 249V247H164ZM180 249V248H179ZM186 249V248H185ZM214 249V248H213ZM48 251V249H46ZM51 250V249H50ZM151 250V249H149ZM148 250V251H149ZM168 249H166L167 251ZM175 250H178V249H175ZM182 250V248H181ZM179 250V251H181ZM165 251V250H164ZM163 253V252H162ZM130 254V250H128L125 254H124V262H126L128 256ZM166 254V253H165ZM182 254V253H180ZM184 254V253H183ZM224 254V253H223ZM90 255V254H89ZM88 256V255H87ZM164 256V255H162ZM161 256V257H162ZM225 257V256H224ZM73 258V257H72ZM80 258V257H79ZM89 258V257H88ZM87 259V258H86ZM51 260H53L51 258ZM88 260V259H87ZM50 261V260H49ZM86 261V260H85ZM161 261V260H160ZM51 262V261H50ZM87 263V262H86ZM241 263V262H240ZM32 264V262L30 263ZM252 264V263H251Z\"/></svg>", "mask_w": 264, "mask_h": 264}]
</instances>
